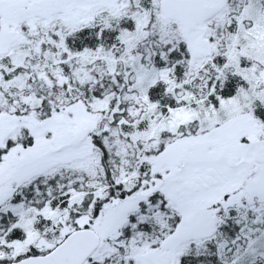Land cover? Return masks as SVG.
I'll return each instance as SVG.
<instances>
[{
  "label": "snow or ice",
  "instance_id": "obj_1",
  "mask_svg": "<svg viewBox=\"0 0 264 264\" xmlns=\"http://www.w3.org/2000/svg\"><path fill=\"white\" fill-rule=\"evenodd\" d=\"M0 264H264V0H0Z\"/></svg>",
  "mask_w": 264,
  "mask_h": 264
}]
</instances>
